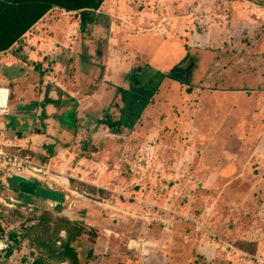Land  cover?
I'll list each match as a JSON object with an SVG mask.
<instances>
[{
  "label": "rangeland",
  "instance_id": "374dc122",
  "mask_svg": "<svg viewBox=\"0 0 264 264\" xmlns=\"http://www.w3.org/2000/svg\"><path fill=\"white\" fill-rule=\"evenodd\" d=\"M98 11L84 32L77 13L51 14L70 25L63 44L34 41L45 27L0 53L11 89L0 141L48 164L32 183L64 194L26 205L0 176V264H33L29 238L6 256L8 232L44 206L92 229L76 242L90 264H264V0H105Z\"/></svg>",
  "mask_w": 264,
  "mask_h": 264
},
{
  "label": "trees",
  "instance_id": "16d2710c",
  "mask_svg": "<svg viewBox=\"0 0 264 264\" xmlns=\"http://www.w3.org/2000/svg\"><path fill=\"white\" fill-rule=\"evenodd\" d=\"M105 0H0V52L10 49L28 32L47 12L58 7L66 11L76 12L79 17L80 30L97 22L99 9ZM111 126H127L124 121H109ZM17 180V187L22 195L23 204H30L33 198H45L24 193L21 189L23 183H31L21 177H12ZM35 185H38L36 182ZM61 209V205H57ZM39 216L30 219L28 225H23V232L9 231L8 239L14 243L8 245L6 256L13 252L14 244L20 238H29L30 244L38 250L33 264H54L67 262L68 264H90L89 258L82 260L76 242L85 234L92 237V229H87L79 220L67 217H54L45 208L41 209ZM64 233V235H62ZM88 256L94 257L93 250L88 251Z\"/></svg>",
  "mask_w": 264,
  "mask_h": 264
},
{
  "label": "crops",
  "instance_id": "0c3cea01",
  "mask_svg": "<svg viewBox=\"0 0 264 264\" xmlns=\"http://www.w3.org/2000/svg\"><path fill=\"white\" fill-rule=\"evenodd\" d=\"M61 12H65V13H76V12H72V11H66V10H64V9H61V8H58V7H54V8H52L49 12H47L36 24H34V26L28 31V32H26L25 33V35L22 37V38H24L26 35H29V33H31V31L32 30H34V29H39V30H41V29H43V28H45L46 27V30H47V34H46V36L47 37H44V33L45 32H43V30H42V32H41V35H40V37H35L33 40L35 41L36 40V42L39 40V39H45L46 41H44V42H41L40 43V46H44V48L45 47H47L48 45H54L55 44V42H57V43H60V44H63L64 42H67V36H68V34H69V30H67V28L65 27V26H68V28L70 29V25H67V24H62V26H61V24H60V22L59 21H57V20H55V19H53V21H51V22H49V19L51 18V16L53 17V15H51V14H54V13H61ZM48 20V21H47ZM76 24V26H78V28H79V30H80V23H79V17H78V21L75 23ZM81 31V30H80ZM53 33V34H52ZM21 38V39H22ZM61 39H63V41H61ZM21 41V40H20ZM63 42V43H62ZM18 43L19 42H17V43H15L13 46H15V45H18ZM13 46L11 47V48H13ZM10 48V49H11ZM9 50V49H8ZM7 50V51H8ZM60 50H63V47H61V49ZM6 52V51H5ZM1 53V52H0ZM246 63V62H245ZM87 64H89V63H87ZM91 64V63H90ZM240 64V63H239ZM112 66H114L115 68H118V66L115 64V65H112ZM58 68H60V67H58ZM123 68H126L127 70H128V67L126 66V67H123ZM118 70V69H117ZM263 72H264V69H260L259 68V76H258V78H260V87H261V90H260V95H259V98L261 99V103H262V105H263V107H262V115H261V117L258 119L259 120V122H257L255 125L257 126V128H258V130L255 132V133H257V135L259 136L260 134H262L263 132H262V130H263V125H264V123H263V119H264V76H263ZM263 83V84H262ZM263 85V86H262ZM47 86H49V85H47ZM10 88V87H9ZM50 93H53V91H51ZM39 101H41V97L39 98ZM50 101V103L49 104H45L44 102H42L41 103V105H43V106H45L44 108H46L47 109V114H50V112L51 111H56V105L59 103V100L58 99H55L54 97H52V99L51 100H49ZM27 103H29L28 101H26ZM59 105V104H58ZM13 109H14V112H13V114L14 113H16L15 115H19V117H18V119L19 120H25V118H28V117H26L27 115H29L28 114V111H27V104H25V105H23V103L22 102H20V103H17V105L16 106H14L13 105ZM11 113V112H10ZM69 114H71L70 116L72 117V113H69ZM6 117V116H5ZM2 118H4V117H1L0 118V120H2ZM10 118V117H9ZM9 118H5V120H3V121H1V123H2V125H5V122L7 121V119H9ZM261 121V122H260ZM253 127H255V126H253ZM247 133V132H246ZM260 136H263V135H260ZM253 144V141H252V139H251V142H250V144L248 145V147L250 146V145H252ZM259 151H261V150H264V146L262 145L259 149H258Z\"/></svg>",
  "mask_w": 264,
  "mask_h": 264
},
{
  "label": "built area",
  "instance_id": "2783aa9c",
  "mask_svg": "<svg viewBox=\"0 0 264 264\" xmlns=\"http://www.w3.org/2000/svg\"><path fill=\"white\" fill-rule=\"evenodd\" d=\"M11 112V89L0 85V117ZM51 173V167L35 160L20 149L12 150L0 141V176L21 177L29 182L42 180ZM227 247V246H226Z\"/></svg>",
  "mask_w": 264,
  "mask_h": 264
},
{
  "label": "water",
  "instance_id": "95a60500",
  "mask_svg": "<svg viewBox=\"0 0 264 264\" xmlns=\"http://www.w3.org/2000/svg\"><path fill=\"white\" fill-rule=\"evenodd\" d=\"M21 189L24 193L36 195L56 202H61L64 197V194L60 191L54 190L50 187L37 186L33 183H23Z\"/></svg>",
  "mask_w": 264,
  "mask_h": 264
}]
</instances>
